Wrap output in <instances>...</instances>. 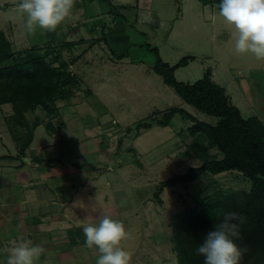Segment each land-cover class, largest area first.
I'll return each instance as SVG.
<instances>
[{"label":"rangeland","instance_id":"rangeland-1","mask_svg":"<svg viewBox=\"0 0 264 264\" xmlns=\"http://www.w3.org/2000/svg\"><path fill=\"white\" fill-rule=\"evenodd\" d=\"M111 1L117 4L134 2ZM18 2L0 0V28L11 41L12 48L20 50L45 45L48 31L37 28L29 33L24 18L15 11ZM147 4L149 8H143L145 10L137 19H134L133 8L130 9L131 17L128 10L123 12L130 28L125 39L116 43L108 37L97 42L83 40L63 50L64 56L70 59L89 44L96 43L75 65L83 78L81 84L77 82L71 86L79 92H71L79 97L76 95L69 101L56 99V112L51 122L57 125L61 117L64 119L66 129L58 134L59 138L64 137L73 144L72 153L81 154L90 169L89 175L100 177L94 182L95 192L99 191L100 196L93 203L99 212L90 222L96 223L99 216L107 214L124 223L130 237L122 246L130 252L131 264H172L176 262V251L172 243L171 216L218 191H248L250 181L237 170L206 172L194 181L164 186L158 191L161 182L170 176L200 165L204 157L220 158L222 155L215 148L206 149L204 141H195L196 137L188 131L193 121L186 113H175L166 126L156 124V120H163V112L176 107L208 123H214L216 118L186 103L154 72L156 54L147 44L156 46L161 59L169 64H175L186 55L195 56L175 70L177 80L194 82L210 68L211 77L224 86L230 102L239 108L241 115L245 118L256 115L263 123L264 60L258 61L250 53L235 52L231 37L233 27L219 15L218 3L148 0ZM112 8L108 0H94L89 5L97 16L93 19L108 24L111 21L103 15L111 13ZM78 13L75 10L61 24L64 27L60 25V29H56V42L64 39L63 31L70 29L72 22L80 21ZM115 19L116 23L124 22L122 17ZM89 88L92 92H88ZM45 114L40 107L26 112L31 121L39 116L46 122ZM146 121L153 124L148 128H136L138 123ZM38 134H46L44 125H40ZM103 150L115 152L110 160L113 171L96 166L97 160L106 165ZM98 255L97 250L91 255L89 264H96Z\"/></svg>","mask_w":264,"mask_h":264},{"label":"trees","instance_id":"trees-1","mask_svg":"<svg viewBox=\"0 0 264 264\" xmlns=\"http://www.w3.org/2000/svg\"><path fill=\"white\" fill-rule=\"evenodd\" d=\"M200 1L203 4L220 3V0ZM109 5L113 7L112 13H117L115 5ZM147 48L156 54L154 72L186 103L216 118L214 123H208L196 119L182 107H176L163 112V120H156V124L166 126L175 113H186L193 121L188 131L196 137L195 141H204L206 149L215 148L222 155L220 158L204 157L200 165L170 176L161 182L158 191L164 186L194 181L206 172L217 174L237 170L250 181L248 191H218L171 216L172 243L176 251V262L172 264H204V257L197 255L196 249L214 230L215 223L222 219V215H216L220 210L239 211L246 218V223L239 229L240 238H234L242 249H246L240 264H264L263 121L256 115L243 117L239 108L230 102L225 88L212 79L209 68L194 82L177 80L175 70L185 66L194 56H183L170 65L161 59L156 46L147 44ZM74 83L75 77L66 69L61 56L54 54L50 40L44 46L14 50L0 28V105H11L13 113L6 123L17 131L14 135L17 144L21 142L23 147L27 146L33 129L40 124L39 118L29 122L26 112L40 107L47 116L54 115L56 99L67 98ZM152 124L140 122L136 128H148ZM46 126L50 128L51 122ZM19 127L23 128L21 134Z\"/></svg>","mask_w":264,"mask_h":264},{"label":"crops","instance_id":"crops-1","mask_svg":"<svg viewBox=\"0 0 264 264\" xmlns=\"http://www.w3.org/2000/svg\"><path fill=\"white\" fill-rule=\"evenodd\" d=\"M133 1V4L121 1L117 4L108 0L117 10V13L110 10L111 13L103 15L111 21L108 24L93 19L97 16L93 14L94 9H89V5L94 3V0H75L72 13L77 10L80 21L72 22L71 28L63 31L64 39L61 41L54 40L55 32H48V41L51 42L54 54H59L65 61L66 69L75 77V85L77 82L81 84L83 78L75 65L96 43L89 44L70 59L64 56L63 50L70 47L71 43H80L83 40L97 42L108 37L116 43L125 39L130 28L125 23L128 18L123 12L128 10L131 17L133 12L130 9L133 8L134 19H137L145 10L143 8H149L148 0ZM72 16L76 18L75 14ZM116 16L122 17L124 22L116 23ZM127 21L129 22V19ZM63 27L61 25V28ZM71 90L79 92V89L74 87H71ZM88 92H92V89L89 88ZM76 95V92H73L61 100L69 101ZM9 105H0V264H6V254L2 250L11 246L12 241L21 239H30L45 249L38 264H89L91 255L96 253L97 249L85 245L82 226L92 221V217L94 220L99 212V208L96 209L93 203L100 196V192H95L94 189V182H98L100 177L89 175L90 169H87L81 154L72 153L73 144L64 137L59 138L58 134L66 129L60 113L62 119L60 118L61 122H57V125L51 122L53 115L45 114L46 122L40 120V124L33 129L30 143L24 147L21 142L17 144L14 139L17 131L6 123L13 113ZM57 110L59 112V108ZM28 121L32 122L31 119ZM47 122H51L50 128L49 125L46 126ZM40 125H44L46 130V134L42 136L38 134ZM22 129L19 127V134ZM111 141L116 143L114 139ZM99 148L103 149V145L99 144ZM103 151L107 157L106 165L103 166L101 161L97 160L96 166L113 171L110 160L115 152ZM104 199L106 200V197ZM95 258L96 255L93 256V261Z\"/></svg>","mask_w":264,"mask_h":264},{"label":"clouds","instance_id":"clouds-1","mask_svg":"<svg viewBox=\"0 0 264 264\" xmlns=\"http://www.w3.org/2000/svg\"><path fill=\"white\" fill-rule=\"evenodd\" d=\"M74 6L75 0H19L15 11L24 18L29 33L37 28L55 32L71 16ZM218 8L219 15L233 27L235 52L264 60V0H220ZM216 215H222V219L197 246V255L204 257V264H240L246 249L235 239L240 238L239 229L246 218L235 210H220ZM97 221L82 226L85 245L98 250L96 264H131V254L122 246L130 237L124 223L107 214ZM2 251L6 264H38L45 249L30 239H21L12 241Z\"/></svg>","mask_w":264,"mask_h":264}]
</instances>
